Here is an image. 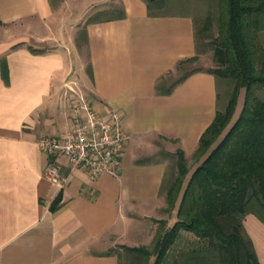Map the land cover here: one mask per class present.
Returning <instances> with one entry per match:
<instances>
[{"label":"crops","instance_id":"1","mask_svg":"<svg viewBox=\"0 0 264 264\" xmlns=\"http://www.w3.org/2000/svg\"><path fill=\"white\" fill-rule=\"evenodd\" d=\"M188 1L154 9L146 0H0V59L9 67L6 84L0 62V264H120L112 248L152 238L167 206L161 152L181 149L189 163L218 107V81L207 70L169 94L157 90L198 55L195 14L164 9ZM104 10L124 15L87 22ZM82 27L85 52L75 40ZM72 81L102 116L120 113L127 139L118 174L93 177L61 158L69 176L61 186L45 175L38 140L71 128ZM176 212L167 216L175 221ZM244 227L264 264V223L249 214Z\"/></svg>","mask_w":264,"mask_h":264},{"label":"trees","instance_id":"2","mask_svg":"<svg viewBox=\"0 0 264 264\" xmlns=\"http://www.w3.org/2000/svg\"><path fill=\"white\" fill-rule=\"evenodd\" d=\"M146 1L157 9L166 0ZM215 8L218 34L213 51L218 67L207 71L215 75L218 86L230 85L228 97L224 99L218 87L216 116L200 138L193 155L198 164L192 171L183 150L161 152L164 159H175L176 170L172 178H164L162 191L166 193V210L177 208L176 220L158 232L151 248L119 246L133 264H150L152 256L153 264H163L186 233L193 235L196 246L177 250L172 264H261L244 218L253 214L264 223V0H216ZM109 13L98 11L87 22L98 21L101 15H105L102 19L124 15L122 10ZM82 35L85 37V32ZM195 59L197 54L178 65ZM0 62L2 77L9 84L5 56ZM183 71L177 78L164 77L157 85L158 92L171 93L177 84L201 69L184 67ZM242 90L243 106L233 121ZM60 199L58 196L52 203V210ZM116 249L110 253L120 258Z\"/></svg>","mask_w":264,"mask_h":264},{"label":"built area","instance_id":"3","mask_svg":"<svg viewBox=\"0 0 264 264\" xmlns=\"http://www.w3.org/2000/svg\"><path fill=\"white\" fill-rule=\"evenodd\" d=\"M71 91V128L63 135L39 138L38 143L48 157L45 175L64 186L68 175L60 171L57 161L65 158L71 169L82 168L91 176L103 173L118 174L122 164L124 143L127 139L118 111L102 116L91 104L75 81L66 84Z\"/></svg>","mask_w":264,"mask_h":264},{"label":"rangeland","instance_id":"4","mask_svg":"<svg viewBox=\"0 0 264 264\" xmlns=\"http://www.w3.org/2000/svg\"><path fill=\"white\" fill-rule=\"evenodd\" d=\"M59 1H64V0H59ZM79 0H76V2H78ZM74 3V2H73ZM184 4V3H183ZM215 5V3H214ZM211 7V0H189L188 4H184L181 5L178 4V6H171L170 5H166L167 10L170 9H176V10H183V11H188V13H194L195 17H196V27H197V36H198V49H199V53L197 55V59L191 61V62H184L179 64L171 73L170 76L177 78L179 76H181L183 74V70L184 67H186V70H194V69H201V70H207V69H213L218 67V62L215 59L214 56V51H213V42L214 39L216 37V35L218 34V23H217V17H216V13H217V8L212 7L210 11L205 12V10L208 8L210 9ZM98 13H92V15L90 16H96V14ZM115 12H111L109 13V15H114ZM210 16H213L214 19H212L211 21L208 19L210 18ZM105 15H101L100 18H104ZM212 17V18H213ZM89 19V17H88ZM4 30H6V28H3ZM83 27L80 28L76 34L75 40L76 43L78 44V46L80 47V49L82 51H84V37L82 35V31ZM1 31V29H0ZM45 50L47 49H52L49 47L44 48ZM85 52V51H84ZM219 90L221 92V94H223V98L227 99V92L230 90V85H226V84H219ZM243 101H244V90H242V93L240 94V98H239V102L237 105V109L234 115V119L233 121H235V119L238 117L239 113L241 112L242 106H243ZM169 161V165H168V170L166 172V178L170 179L173 176V173L175 172L176 168H175V159H170L168 158ZM188 163V162H187ZM198 164V161L195 157H192L191 160L188 163L189 169L190 171H192L196 165ZM168 206V205H167ZM167 206H165L164 208V216H161L162 219L159 220H155L154 219V223H153V232H152V238L147 239L145 241L144 244H140L139 246H145V247H149L151 248L153 245V241L156 237V235L158 234V232L164 228H167L168 226H170L171 224L174 223V221H172L174 219L175 216H167L170 215V212H168L166 210ZM172 222V223H169ZM149 225H151V223H149ZM152 239V240H151ZM151 240V242H150ZM196 241V239L193 237V235H191L190 233H186L185 235H183V237L181 238V240H179V244L177 245L178 247L175 249V253H171V255L167 258L166 261H164L163 264H172V259L173 256L176 254L177 250L180 249H192L193 247L196 246V244H194ZM120 245H116L115 248H117L116 250L119 251L121 253L120 256V264H133V261L127 256V254H125L126 252L121 249L119 247ZM174 254V255H173ZM155 259V256L151 257V261L150 264H153Z\"/></svg>","mask_w":264,"mask_h":264}]
</instances>
